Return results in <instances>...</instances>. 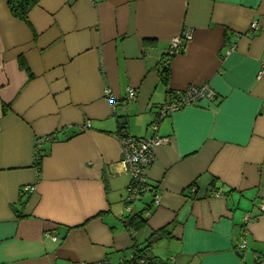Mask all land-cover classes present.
<instances>
[{
	"label": "crops",
	"instance_id": "0c3cea01",
	"mask_svg": "<svg viewBox=\"0 0 264 264\" xmlns=\"http://www.w3.org/2000/svg\"><path fill=\"white\" fill-rule=\"evenodd\" d=\"M8 2L0 264H131L133 247L163 228L171 237L151 248L158 264H264V0H40L26 21ZM204 84L216 99L160 123L157 135L171 142L154 150L149 190L130 204L117 118L150 138L169 95ZM140 212L136 231L127 220Z\"/></svg>",
	"mask_w": 264,
	"mask_h": 264
},
{
	"label": "built area",
	"instance_id": "2783aa9c",
	"mask_svg": "<svg viewBox=\"0 0 264 264\" xmlns=\"http://www.w3.org/2000/svg\"><path fill=\"white\" fill-rule=\"evenodd\" d=\"M253 28H256V25L253 26ZM190 39L191 35L189 32L185 33L181 38L174 39L167 51V56L171 58L172 56L180 53ZM164 65L167 66V63L165 62ZM106 94L107 96H110L108 91ZM127 97L129 101L134 100L136 92L133 89H129ZM216 97V92L208 84H204L199 87H190L181 93L169 95L166 101L159 106L154 120L149 125V130L153 132L152 137L136 138L128 134L125 130L117 133V139L120 143L123 155V164L126 166L130 175V183L126 189L127 201L130 204L140 201L149 190L146 170L154 162V150L157 147L168 145L171 142L169 137H160L157 135L160 123L174 112L190 106H199L202 102H212L216 99ZM86 128H90V125H87ZM24 190L27 194L35 192V188L33 187H25ZM189 193H196V189L192 186L189 187ZM211 196L220 197L221 195L217 192H212ZM159 205L160 199L155 197L153 200L154 208L159 207ZM251 221H253V219L247 214L245 217V224H249ZM46 236L54 240L57 239L54 235L47 234ZM244 247V245L241 246V248ZM134 259H136V256L133 253L131 263ZM136 262L137 264H148L145 259H139ZM94 264H111V262L104 261Z\"/></svg>",
	"mask_w": 264,
	"mask_h": 264
},
{
	"label": "trees",
	"instance_id": "16d2710c",
	"mask_svg": "<svg viewBox=\"0 0 264 264\" xmlns=\"http://www.w3.org/2000/svg\"><path fill=\"white\" fill-rule=\"evenodd\" d=\"M40 0H9L8 7L10 10L11 15L20 21H26L28 14L30 11L39 3ZM183 51V50H182ZM181 51V52H182ZM163 71L162 75L164 78V82L166 84L168 80L167 75V66L163 65ZM22 67H25L24 63H22ZM119 122V131H126L127 127V120L125 117H118ZM42 158L40 154L37 156L36 161L34 163V166L38 173L41 172V165H42ZM144 212H140L136 215L130 216L127 220V224L135 229L136 231L143 228L146 224L145 220L143 219ZM171 237V233L169 232L168 228H163L155 233H153L149 239L146 242V245L144 247L140 246H134V254L136 256V259L132 261L131 264H137V260L139 259H145L147 260L148 264H158L160 261L157 258L152 257L151 255V248L154 244ZM255 264H258V262H255Z\"/></svg>",
	"mask_w": 264,
	"mask_h": 264
}]
</instances>
